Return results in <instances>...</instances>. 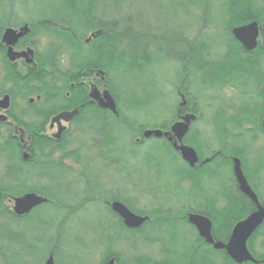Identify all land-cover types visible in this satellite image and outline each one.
I'll use <instances>...</instances> for the list:
<instances>
[{"label": "flooded vegetation", "instance_id": "flooded-vegetation-1", "mask_svg": "<svg viewBox=\"0 0 264 264\" xmlns=\"http://www.w3.org/2000/svg\"><path fill=\"white\" fill-rule=\"evenodd\" d=\"M25 4L18 0L0 3L5 9L0 23V264H43L53 250L50 248L40 261L41 242L57 245L61 240L70 241L73 233L83 234L84 256L64 257L63 262L53 258V264H106L111 258L114 264H264V221L246 241L255 261L235 262L225 248L214 247L217 242L227 243L234 224L256 209L239 189L232 170L234 158L239 159L247 183L263 205L264 131L257 132L253 147L260 159L257 175H245L239 155L247 168L253 155L247 147L238 154L229 151L226 176L216 175L222 161L208 172V164L221 152L212 148L209 155L201 157L191 144L200 143L204 131L200 72L195 69L197 51L192 58L193 75L184 71L189 63L184 44L182 49L175 45L172 50L163 45L159 55L150 52L152 61L146 67L150 83L139 87L141 93L122 101L117 48L111 64L96 40L97 30L82 39L83 49L77 51L83 58L80 67L73 66L72 51L63 50L51 53L50 64L41 65L39 43L46 44L42 38L39 41L24 35L13 44L2 41L7 28L18 32L27 24L30 31L31 24L24 19ZM194 41L197 45L200 36ZM9 48L15 54L13 59ZM27 49H32V56H16ZM157 77L173 84L175 95H165L161 86H153ZM260 77L259 122L264 128V74ZM104 92L111 96L113 108L104 105ZM136 105L142 107L137 109ZM143 110L145 122L137 117ZM179 121L188 125L181 141L170 129ZM250 128L246 126L243 134L250 133ZM146 129H160L166 134L146 138ZM207 131L213 136L210 123ZM149 139L161 141L159 150L167 144L181 163L166 161L164 169L145 161L147 153L140 148ZM174 142L195 149L198 160L193 166L173 148ZM181 165L194 169L192 178L182 176ZM207 172L215 175L208 176ZM26 194L42 201L15 213V199ZM114 201L146 219L138 227H127L112 209ZM191 213L208 219L211 242L188 221ZM218 215L235 218H226L222 227L216 224ZM151 221L160 224L146 225ZM108 233L117 241L105 258L108 243L102 238ZM93 234L99 237L95 239ZM121 235L123 241L119 240ZM94 249L101 256L97 262L87 256Z\"/></svg>", "mask_w": 264, "mask_h": 264}, {"label": "trees", "instance_id": "trees-1", "mask_svg": "<svg viewBox=\"0 0 264 264\" xmlns=\"http://www.w3.org/2000/svg\"><path fill=\"white\" fill-rule=\"evenodd\" d=\"M5 1L17 0H0V3ZM18 1L26 3L24 19L25 22L31 24L30 31L25 37H38L46 42L43 52L39 56L41 65L50 64L51 53L63 50L72 51L73 66L80 67L83 58L81 53H77V51L83 49L82 39L89 32L99 31L96 40L101 43V51L105 60L111 64L112 59H114V48H117L115 54L118 58L117 61H119V91L121 96H135L133 89L134 86H138V79L134 76V71L137 70L138 72L143 67L146 69L152 61L149 55L151 53L159 55L163 45L172 50L176 48L175 45L182 49L184 44L185 57L189 60L184 71L189 75L194 73L193 59L195 57L193 54L194 50L197 51L196 55L199 61L195 65V69L200 72V92L202 94L200 108L203 106L212 108L209 118L210 126L214 128L212 140L215 144L214 149L221 152V155H215L211 163L208 164V172L211 171L210 168L214 164L222 161L224 163L219 166L216 175L226 176L225 168L229 165L227 158L229 151L238 154L239 149L247 147L253 153L247 168H245V159L239 155L243 161L245 175L247 178L257 175L260 159L257 157V150L254 151L253 147L256 145L257 132L259 130L264 131L259 122L262 112L263 86L260 76L264 74V27L260 29L257 46L252 50H245L234 39L231 28L249 21L264 24V0ZM136 1L152 7L154 12H158L162 18L167 15V11H170L171 17L183 15L192 20L198 16L203 18V14L207 13L206 21L211 30L210 34L200 35L201 41L196 45V41L193 39L183 35H175L167 29H162L159 32L153 30L151 26L144 28L142 22L137 21V19H130V13L134 11ZM170 2L174 4L172 8L167 7V3ZM4 10L0 6V23ZM136 14L139 17L140 13ZM166 43L169 47L166 46ZM190 59L192 60L190 61ZM228 86L232 89L231 93H227L225 90ZM205 92H210L212 95L205 98L203 95ZM141 107L136 105L137 109ZM144 126L147 125L144 124ZM246 126H250L251 131L243 134ZM191 144L201 157L210 154L211 149L206 148L201 141L200 143L191 142ZM160 151L165 161L172 164L181 163L177 153L167 144L160 147ZM122 155H124L123 152ZM124 159L122 156L121 160ZM143 159L148 163L155 162L157 167L161 166V163L149 154H145ZM262 163L261 167L264 166V161ZM181 166H183L182 176L192 178L195 173L194 169L186 165ZM208 172V176L215 175V173ZM136 212L138 211L136 210ZM226 218L228 220V218H235V216L218 215L215 220L216 224L223 227ZM150 224L160 223H152V221L146 223V225ZM2 235L3 232H0V236ZM97 235L93 234L95 239L99 237ZM123 237L121 235L119 240L123 241ZM102 239L108 243L104 253L106 258L113 252L112 245L117 239L110 233L104 234ZM9 240L12 242L11 238ZM46 242L48 241L41 242L40 261L47 256L50 248L53 250L55 258L59 256V245L55 248L56 245L49 246ZM73 244L83 246L84 240L73 233Z\"/></svg>", "mask_w": 264, "mask_h": 264}, {"label": "water", "instance_id": "water-1", "mask_svg": "<svg viewBox=\"0 0 264 264\" xmlns=\"http://www.w3.org/2000/svg\"><path fill=\"white\" fill-rule=\"evenodd\" d=\"M29 31V27L27 24H24L20 27L19 31L16 32L11 28L5 29L2 35V41H5L9 44H13L18 38L26 35ZM260 26L256 21H249L247 23L233 26L231 28V34L236 41H238L245 50H252L257 46L258 37H259ZM99 31L97 32V34ZM32 49H27L23 53H18L16 56L24 55V56H32ZM8 55L10 59H13L15 54L11 52L9 48ZM104 97L106 99V103L104 104L106 107L113 108V101L108 92H104ZM262 125L264 127V114L262 118ZM170 129L174 132L176 139L181 141L183 135L186 133L188 129L187 123L183 121L175 122L171 125ZM160 129H146L143 132L144 137H149L151 135L155 137H161L165 135ZM173 148L180 153L181 158L186 161L190 166H193L197 160L198 156L195 149L191 146L185 144H177L174 142L172 144ZM208 159H204L203 161H207ZM233 174L237 180L239 189L242 193H244L251 201H253L256 205V209L252 211L245 218L239 220L232 227L230 237L227 243L223 244L221 242L215 243L214 247L216 248H225L227 254L235 261L241 262L245 260L255 261L253 257L250 255L246 241L251 233L264 221V206L260 204L257 199L256 194L251 189L245 176L243 175L240 161L238 158L233 159L232 164ZM42 199L33 194H26L22 197L16 198L14 202V211L17 214H21L27 211L32 206L41 202ZM112 209L118 213V215L122 218L123 223L127 227H138L141 225L146 217H142L132 213L124 204L119 201L112 202ZM188 221L196 226L198 232L201 236L205 237L208 242H211L210 238V222L205 217L191 213L188 217ZM43 264H53V258L51 255L44 261ZM106 264H114L113 259H109Z\"/></svg>", "mask_w": 264, "mask_h": 264}, {"label": "rangeland", "instance_id": "rangeland-1", "mask_svg": "<svg viewBox=\"0 0 264 264\" xmlns=\"http://www.w3.org/2000/svg\"><path fill=\"white\" fill-rule=\"evenodd\" d=\"M211 2V1H210ZM210 2H208V5H210ZM214 2V1H213ZM167 3V7L172 8L174 4ZM134 11L130 13V19H137V21L142 22L144 25L143 27L146 28V26H151L153 30L156 31H161L162 29H167L170 30L172 33L175 35H183L189 39L195 40V38H198L202 34H210V29L207 26V16L206 14H203V18L197 17L195 20H192L190 18H186L183 15H180L179 17H171L170 11L166 12V16L163 18L161 15H159L158 12H154V9L152 7H149L146 4L139 3L136 1L134 4ZM136 13H140L139 17L137 16ZM205 13V12H204ZM155 14V15H154ZM163 16V15H162ZM138 28V27H137ZM39 39V38H38ZM40 41V39H39ZM45 45V44H44ZM44 45L39 43V50L43 52ZM166 46L169 47V45L166 43ZM144 68V67H143ZM141 68L138 72L137 70L134 71V76L136 79H138V86L133 89L134 94L136 93H141L139 87L142 85L147 86L150 81L147 78V72L148 68L143 69ZM160 73V70H159ZM151 75V74H150ZM154 76L151 75V79L153 80ZM161 86V89H163L165 95L172 96L173 94L175 95V87L173 84L166 82L163 80V78L155 79L154 85L153 86ZM227 93H231V88L226 87L225 88ZM225 93V92H222ZM205 98L210 97L212 94L210 92H205L203 94ZM123 97L127 96H122L121 99L123 101ZM127 112H129L126 109ZM212 108H209L208 106H203L201 108V114H202V121H201V128L204 129L200 141L201 143L206 146V148L211 149L214 148V140H212L211 133L207 131L209 129V118L211 116ZM146 113V110L143 111H138L137 112V117L141 119V121H144V114ZM161 141L157 139H149L145 142V146L140 148L141 151H144L145 153L149 154L153 159L159 161L161 165L163 166L164 169H166V161L165 158L161 155V151L158 148V145H160ZM136 161H140V158H136ZM145 202L141 201V204H144ZM77 236H79L81 239L85 240L83 237V234L80 233H75ZM86 235V234H85ZM72 237L69 238L70 241H63L61 240V243L57 244L59 245V256H57L55 259H57V262H63L64 260L62 258L64 257H69V258H75V259H80L84 256V245L80 244H73L72 245ZM71 242V243H70ZM85 242V241H84ZM55 246V248L57 247ZM93 252H89L87 256L91 257V260L93 262H97L98 258L101 257L99 254V250L94 249L92 250ZM80 262V261H78ZM76 263V262H74Z\"/></svg>", "mask_w": 264, "mask_h": 264}, {"label": "bare ground", "instance_id": "bare-ground-1", "mask_svg": "<svg viewBox=\"0 0 264 264\" xmlns=\"http://www.w3.org/2000/svg\"><path fill=\"white\" fill-rule=\"evenodd\" d=\"M258 23V22H257ZM259 26H260V29L262 28V27H264V24H258ZM51 254V256H52V258H54V255H53V251L50 253ZM48 258V257H47Z\"/></svg>", "mask_w": 264, "mask_h": 264}]
</instances>
